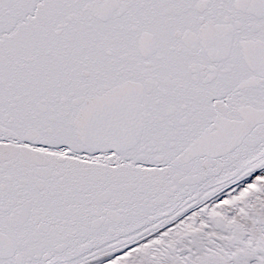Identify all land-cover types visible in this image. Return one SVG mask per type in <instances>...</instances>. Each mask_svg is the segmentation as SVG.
Masks as SVG:
<instances>
[{"label":"snow or ice","instance_id":"snow-or-ice-1","mask_svg":"<svg viewBox=\"0 0 264 264\" xmlns=\"http://www.w3.org/2000/svg\"><path fill=\"white\" fill-rule=\"evenodd\" d=\"M0 264H264V0H0Z\"/></svg>","mask_w":264,"mask_h":264}]
</instances>
